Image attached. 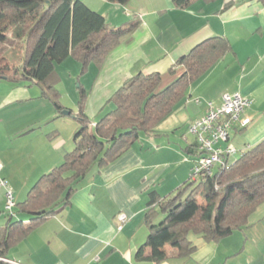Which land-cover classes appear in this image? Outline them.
Listing matches in <instances>:
<instances>
[{
    "label": "crops",
    "instance_id": "crops-1",
    "mask_svg": "<svg viewBox=\"0 0 264 264\" xmlns=\"http://www.w3.org/2000/svg\"><path fill=\"white\" fill-rule=\"evenodd\" d=\"M82 1L110 26L138 22L101 64L91 63L81 75L78 90L83 88L86 93L84 112L90 126L111 109L108 100L136 74L159 73L163 89L180 72L170 74L172 65L206 39L223 36L230 51L189 88L186 98L154 133L141 135L114 162L92 168L69 202L58 205L54 215L10 250L3 260L6 264H151L136 260V252L148 236L145 214L149 201L153 195L168 196L186 182L195 157L193 150L191 154L186 151L193 141L181 131L206 113L208 103L219 105L222 94L229 93L251 101L240 116L249 123L233 127L230 145L242 154L264 139L262 4L256 0H195L185 10H178L172 0H129L124 6L104 0ZM72 66L78 70L77 65ZM22 135L7 133V138ZM34 139L29 151L0 159V175L11 188L15 204L22 203L37 180L60 165L65 153L74 148L73 139L58 133H35ZM1 190L0 226L7 221ZM120 214L127 221L119 230ZM21 220L27 222L28 218ZM189 240L195 246L189 257L179 258L166 247L171 258L161 264H264V203L250 216L247 227L217 243L194 235Z\"/></svg>",
    "mask_w": 264,
    "mask_h": 264
},
{
    "label": "trees",
    "instance_id": "trees-1",
    "mask_svg": "<svg viewBox=\"0 0 264 264\" xmlns=\"http://www.w3.org/2000/svg\"><path fill=\"white\" fill-rule=\"evenodd\" d=\"M104 1L124 6L129 0ZM194 1L172 0V4L185 10ZM256 1L264 6V0ZM137 26L138 22L132 21L110 26L82 0H0V50L9 45L8 54L17 63L0 55V81L34 83L60 117L70 116L73 112L59 102L56 66L71 58L80 64L83 75L91 63L101 64ZM228 51L230 43L225 37L206 39L172 65L170 74L177 69L180 72L163 89L159 73L136 74L108 100L111 109L94 126L84 115L86 93L80 88L74 148L65 153L60 165L37 180L26 199L15 204V212L6 213L7 221L0 226V264H6L3 260L10 250L54 215L58 205L69 202L92 168L114 162L141 135L154 133L186 98L189 88ZM192 150L193 145L186 149L190 154ZM262 203L264 139L236 161L218 166L211 175L189 178L164 198L153 195L145 214L148 236L137 250L136 260L161 264L171 258L166 247L176 251L177 257L187 258L195 251L190 235L217 243L247 227ZM21 217L28 218L27 223Z\"/></svg>",
    "mask_w": 264,
    "mask_h": 264
},
{
    "label": "rangeland",
    "instance_id": "rangeland-1",
    "mask_svg": "<svg viewBox=\"0 0 264 264\" xmlns=\"http://www.w3.org/2000/svg\"><path fill=\"white\" fill-rule=\"evenodd\" d=\"M8 47L9 45L3 46L0 50V55H5L10 59L9 62L16 65V61L11 57L12 55L8 54ZM66 61H69L71 64H68ZM66 61L63 62L64 64L61 63L57 66V68L61 66L58 68L60 83L57 89L60 92V104L73 112L70 116L60 117V113L55 110L51 100L42 96L41 90L36 84L20 81L14 85L8 81L5 82V80L0 81V159L4 156L12 159L10 157L17 155V153L21 155L26 150L29 151V148L32 146L30 145V140L34 144L35 133H58L62 137H65V139L69 137L70 141L73 139L74 133L79 128V122L75 115L78 112V86L82 85V76L80 75V64L70 58ZM72 65H77L78 70L76 71ZM106 113L107 111L98 118L101 119ZM93 114L94 116H98V113ZM181 132L185 134L186 130L183 129ZM7 133H22L23 135L9 140ZM185 135L188 141L194 140L191 135L187 133ZM240 155L241 153L237 152L235 155L230 156L228 162L232 163L236 161ZM1 163L2 161L0 160V171ZM212 171L214 173L216 167ZM0 179H2L1 175ZM0 188L2 189L1 192L5 201L6 190L4 187L0 186ZM8 189L11 190L9 186ZM4 213L6 214V212Z\"/></svg>",
    "mask_w": 264,
    "mask_h": 264
},
{
    "label": "built area",
    "instance_id": "built-area-1",
    "mask_svg": "<svg viewBox=\"0 0 264 264\" xmlns=\"http://www.w3.org/2000/svg\"><path fill=\"white\" fill-rule=\"evenodd\" d=\"M250 105L251 101L239 94L223 93L219 105L208 103L206 113L188 125L186 132L194 139L192 145L195 152L189 178L197 179L203 174L211 175L214 167L223 166L230 156L238 152L229 143V132L235 124L246 126L249 123V119H241L240 116ZM184 140L186 141L185 137ZM0 186L6 189L4 210L12 214L15 206L13 194L2 179ZM117 220L120 230L127 217L120 214Z\"/></svg>",
    "mask_w": 264,
    "mask_h": 264
},
{
    "label": "water",
    "instance_id": "water-1",
    "mask_svg": "<svg viewBox=\"0 0 264 264\" xmlns=\"http://www.w3.org/2000/svg\"><path fill=\"white\" fill-rule=\"evenodd\" d=\"M66 114H68V113H66Z\"/></svg>",
    "mask_w": 264,
    "mask_h": 264
}]
</instances>
